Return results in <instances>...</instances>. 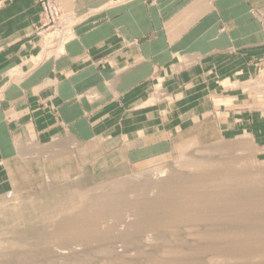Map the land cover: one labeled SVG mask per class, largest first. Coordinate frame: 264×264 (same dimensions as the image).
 Returning <instances> with one entry per match:
<instances>
[{"label":"rangeland","instance_id":"obj_1","mask_svg":"<svg viewBox=\"0 0 264 264\" xmlns=\"http://www.w3.org/2000/svg\"><path fill=\"white\" fill-rule=\"evenodd\" d=\"M51 1L63 13L55 22L37 0L44 57L63 53L88 17ZM242 91V106L264 116V71ZM151 121L144 135H67L10 155L0 172V264H264V157L253 138L235 125L211 140L205 125L197 140Z\"/></svg>","mask_w":264,"mask_h":264},{"label":"crops","instance_id":"obj_2","mask_svg":"<svg viewBox=\"0 0 264 264\" xmlns=\"http://www.w3.org/2000/svg\"><path fill=\"white\" fill-rule=\"evenodd\" d=\"M59 2L88 17L44 57L37 0H0V172L23 144L144 135L152 119L197 140L205 125L211 140L239 125L264 157L263 113L242 106V87L264 71V0Z\"/></svg>","mask_w":264,"mask_h":264},{"label":"built area","instance_id":"obj_3","mask_svg":"<svg viewBox=\"0 0 264 264\" xmlns=\"http://www.w3.org/2000/svg\"><path fill=\"white\" fill-rule=\"evenodd\" d=\"M40 1L44 9L46 19H48V22H55L57 18H62L63 13L56 2H52L51 0Z\"/></svg>","mask_w":264,"mask_h":264}]
</instances>
